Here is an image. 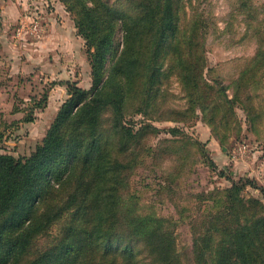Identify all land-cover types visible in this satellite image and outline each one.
I'll return each instance as SVG.
<instances>
[{"label":"trees","instance_id":"trees-1","mask_svg":"<svg viewBox=\"0 0 264 264\" xmlns=\"http://www.w3.org/2000/svg\"><path fill=\"white\" fill-rule=\"evenodd\" d=\"M62 2L86 41L93 86L63 83L70 98L36 150L18 159L0 156V264H141L144 254L150 264H181L166 221L137 214L123 199L142 156L152 152L148 140L161 132L153 121L187 123L200 111L214 133L220 125L238 126V96L229 99L225 85L206 77V22L199 14L188 18L191 0H131L128 12L106 0ZM120 29L121 50L115 45ZM262 63L263 44L239 88ZM174 78L187 99L185 110L169 106ZM136 115L144 117L138 125L127 121ZM165 132L182 134L177 127ZM248 187L264 195L251 179L217 192L216 207L230 211L210 214L213 230L196 239L198 264H264V205L246 213L241 194ZM57 227L53 240L39 248Z\"/></svg>","mask_w":264,"mask_h":264},{"label":"rangeland","instance_id":"rangeland-1","mask_svg":"<svg viewBox=\"0 0 264 264\" xmlns=\"http://www.w3.org/2000/svg\"><path fill=\"white\" fill-rule=\"evenodd\" d=\"M106 1L120 11L128 12L132 7L131 0ZM5 3L16 4L21 10L17 19L10 17L7 23L3 14ZM187 11L189 19L199 14L206 22V77L212 83L225 85L229 99L238 96V126L226 130L220 125L219 132L214 133L200 111L197 119L187 123L153 121L161 132L148 140L152 152L144 153L131 175L123 204L143 217L153 215L165 220L173 232L180 263L198 264L202 250L195 246L196 239L213 230L210 214L230 211L225 205L216 207L217 192L241 179H251L264 190L263 63L256 73L249 75L246 86L237 85L261 44L264 45V0H191ZM35 20L46 28L41 40L29 34ZM56 23L72 25L80 39L77 41L81 43V63L73 65V74L69 67L64 73L58 72L65 61L55 60L57 45H48L53 50H48L46 56L37 51L47 42ZM123 40L124 32L120 29L115 36L117 49L123 48ZM75 46L79 48V44ZM84 67L89 68L87 73ZM65 82L86 90L93 86L90 55L75 16L62 0H0V156L18 159L36 150L70 98ZM170 90L174 97L169 106L185 110L187 99L175 78ZM29 117L33 120L26 122ZM109 117L107 114L105 119ZM143 119L136 115L127 121L138 125ZM105 127L109 129L107 121ZM172 127L180 128L182 134L173 137L165 132ZM242 147L245 148L241 151ZM241 199L248 214L257 213L260 206L255 209V205L259 202L264 205L262 191L251 187L242 192ZM224 221L229 227L234 224L232 217ZM58 231L57 227L49 237L41 239L39 248L47 246ZM214 232L205 236L206 241ZM139 257L141 264H150L147 254Z\"/></svg>","mask_w":264,"mask_h":264},{"label":"crops","instance_id":"crops-1","mask_svg":"<svg viewBox=\"0 0 264 264\" xmlns=\"http://www.w3.org/2000/svg\"><path fill=\"white\" fill-rule=\"evenodd\" d=\"M20 9L16 7V4H7L5 3L3 14L5 16V21L7 23V20L10 17H14L17 19L20 15ZM9 39V38H8ZM6 40V39H5ZM47 42L44 44H41L40 50H37L39 53H42V56H46L48 50H53V47H49L50 44L57 45L56 49L58 50L57 54H55V60L62 59L65 61L64 65H61L60 69H58V72L64 73L65 68L69 67L70 73L73 74L74 64H77L78 62L81 63L79 60V56L81 55V48H80V40L76 36L75 28L72 25H69L68 23H64V25L54 24L51 33L46 39ZM6 43V42H5ZM79 44V48L75 46V44ZM54 49V50H56ZM35 57H39V54L35 55ZM59 65V64H58ZM86 73L87 70H89L88 67H84L83 69Z\"/></svg>","mask_w":264,"mask_h":264},{"label":"built area","instance_id":"built-area-1","mask_svg":"<svg viewBox=\"0 0 264 264\" xmlns=\"http://www.w3.org/2000/svg\"><path fill=\"white\" fill-rule=\"evenodd\" d=\"M42 24L43 23L41 21L35 20L32 22V25L29 27V32H30L29 34H31V36H33L37 40H41L44 37L46 31L45 26H43ZM243 148L245 147H242L241 151L243 150Z\"/></svg>","mask_w":264,"mask_h":264}]
</instances>
